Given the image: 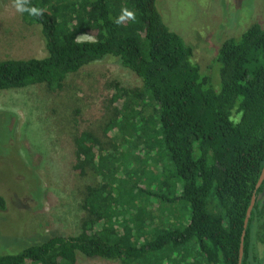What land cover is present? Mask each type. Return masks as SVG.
I'll return each mask as SVG.
<instances>
[{
  "label": "trees",
  "instance_id": "16d2710c",
  "mask_svg": "<svg viewBox=\"0 0 264 264\" xmlns=\"http://www.w3.org/2000/svg\"><path fill=\"white\" fill-rule=\"evenodd\" d=\"M156 2L29 0L42 15L20 14L39 26L46 55L0 60V91L34 84L58 89L82 67L115 58L141 79L137 97L151 102L154 124L136 126L124 116L116 127L131 129L144 150L166 152L181 185L174 198L189 206L186 224L148 221L150 199H143L156 196L150 185L136 192L134 184L128 188L129 202L122 205L132 212L119 213L116 174L119 167L131 176L139 172L126 162L135 142L124 133L126 149L114 143L108 150L93 133L82 131L74 139L75 168L93 167L99 176L98 187H86L82 207L88 219L77 234L48 233L16 252L0 251V264H77L79 256L124 264H238L243 221L264 165V27L253 23L223 41L213 59L219 66L215 89L208 77L215 85L213 68L200 72L193 48L163 22ZM125 8L135 13V21L117 23ZM80 35L92 39L80 40ZM150 136L156 139L150 142ZM255 197L241 264H262L264 180ZM4 207L0 196V210Z\"/></svg>",
  "mask_w": 264,
  "mask_h": 264
},
{
  "label": "rangeland",
  "instance_id": "374dc122",
  "mask_svg": "<svg viewBox=\"0 0 264 264\" xmlns=\"http://www.w3.org/2000/svg\"><path fill=\"white\" fill-rule=\"evenodd\" d=\"M156 4L163 22L193 48L192 61L200 72L213 68L216 84L211 75L208 77L215 89L220 84L219 66L213 59L223 41L238 37L253 23L264 27V0H157ZM79 39L92 37L80 35ZM45 55L39 26L26 23L13 0H0V60ZM141 90L138 76L115 58L105 57L67 76L58 89L34 84L0 91V196L5 201L0 210V251L16 252L48 233L77 234L88 219L82 207L86 187H98L99 176L93 167L84 171L75 168L74 139L82 131L93 133L108 150L121 143L124 133L127 140L135 142L132 152L126 153L130 159L126 162L128 168L137 167L140 173L131 176L118 168L116 185H120L114 188L120 193L115 204L119 213L132 212L122 205L129 202L128 188L134 184L136 192L150 185L156 196L143 199H150L148 221L186 224L189 206L174 198L181 185L166 152L146 151L131 129L126 133L116 127L124 116L136 126L141 121L154 125L149 120L151 102L137 97ZM120 145L124 151L125 144ZM142 176L144 182L136 185ZM258 250L263 254L262 245ZM77 264L124 263L79 256Z\"/></svg>",
  "mask_w": 264,
  "mask_h": 264
},
{
  "label": "clouds",
  "instance_id": "9594fccd",
  "mask_svg": "<svg viewBox=\"0 0 264 264\" xmlns=\"http://www.w3.org/2000/svg\"><path fill=\"white\" fill-rule=\"evenodd\" d=\"M29 5V0H15V6L17 11L19 12H28L29 15L33 16H40L43 13L42 9H38L35 7H30ZM126 19L135 21V13L132 11H129L128 9H122L120 17L117 19V23H121L125 21Z\"/></svg>",
  "mask_w": 264,
  "mask_h": 264
},
{
  "label": "water",
  "instance_id": "95a60500",
  "mask_svg": "<svg viewBox=\"0 0 264 264\" xmlns=\"http://www.w3.org/2000/svg\"><path fill=\"white\" fill-rule=\"evenodd\" d=\"M264 180V165L261 169V172H260V175H259V178L255 184V189H254V192L251 196V200H250V203L247 207V210H246V214H245V218H244V221H243V230H242V233H241V241H240V246H239V254H238V264H241V260H242V255H243V239H244V235H245V228L247 226V222H248V218L250 216V213L252 211V208H253V205L255 203V191L260 187L262 181ZM262 264H264V252L262 254Z\"/></svg>",
  "mask_w": 264,
  "mask_h": 264
}]
</instances>
